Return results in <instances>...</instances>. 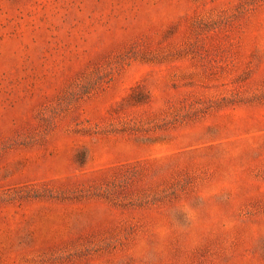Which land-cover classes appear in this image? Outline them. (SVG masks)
Segmentation results:
<instances>
[{
    "label": "rangeland",
    "instance_id": "1",
    "mask_svg": "<svg viewBox=\"0 0 264 264\" xmlns=\"http://www.w3.org/2000/svg\"><path fill=\"white\" fill-rule=\"evenodd\" d=\"M148 260L264 264V0H0V264Z\"/></svg>",
    "mask_w": 264,
    "mask_h": 264
},
{
    "label": "clouds",
    "instance_id": "2",
    "mask_svg": "<svg viewBox=\"0 0 264 264\" xmlns=\"http://www.w3.org/2000/svg\"><path fill=\"white\" fill-rule=\"evenodd\" d=\"M211 195H218V193L213 192V193H211ZM200 199H201V201H203V200L205 199V197L201 196ZM180 211H181V214H182V215L184 216V218H185V225H186L187 223H191V221H192V212L189 211V209H187V208H185V209H181ZM178 223H179V221H178ZM185 225H182V227H184ZM233 226H234V225H233L232 223H228V224L226 225V228H231V227H233ZM146 264H151V261L148 260V261L146 262Z\"/></svg>",
    "mask_w": 264,
    "mask_h": 264
},
{
    "label": "trees",
    "instance_id": "3",
    "mask_svg": "<svg viewBox=\"0 0 264 264\" xmlns=\"http://www.w3.org/2000/svg\"><path fill=\"white\" fill-rule=\"evenodd\" d=\"M136 99H138V98H136Z\"/></svg>",
    "mask_w": 264,
    "mask_h": 264
}]
</instances>
